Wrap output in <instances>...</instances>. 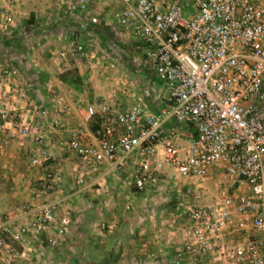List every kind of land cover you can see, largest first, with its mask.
<instances>
[{
  "label": "built area",
  "instance_id": "2783aa9c",
  "mask_svg": "<svg viewBox=\"0 0 264 264\" xmlns=\"http://www.w3.org/2000/svg\"><path fill=\"white\" fill-rule=\"evenodd\" d=\"M114 1L117 25L146 45L147 67L166 90L163 105L149 112L142 104L120 109L112 99L88 104L68 89V99L56 95L54 110L31 101L29 119L14 121L27 90L20 68L0 59V134L19 147L32 139L28 164L38 167L55 157L42 149L44 122L66 132L60 144L77 159V194L129 161L137 194L169 169L177 186L175 263L264 264V0ZM4 2L0 34L10 30L11 6L21 0ZM91 2L60 0V11L88 13ZM89 23H97L95 15ZM70 51L84 54V47L72 40ZM72 113L80 124L68 128L61 116ZM57 180L45 172L33 201L0 221V264H40L37 249L62 244L71 219Z\"/></svg>",
  "mask_w": 264,
  "mask_h": 264
},
{
  "label": "rangeland",
  "instance_id": "374dc122",
  "mask_svg": "<svg viewBox=\"0 0 264 264\" xmlns=\"http://www.w3.org/2000/svg\"><path fill=\"white\" fill-rule=\"evenodd\" d=\"M11 7L15 16L11 28L15 31L9 39L0 35V59L6 54L26 64L27 56L31 63L27 66H31L37 55L45 66L59 68L58 73L48 72L50 76L66 80L76 88L84 82L83 90L89 99L96 103L112 99L123 109L135 104L147 106L145 99L159 91L145 61L143 42L115 22L114 0L91 3L90 10L97 18L94 25L86 21L84 14L64 15L60 0H21ZM72 32L73 40L84 47V54L71 55ZM27 69L34 78L35 70ZM185 141L180 142L186 144ZM69 155L72 154L62 148L55 157L64 159ZM57 167L58 187L67 192L75 190V172L65 165ZM165 174L154 188L159 190L138 197H133L129 172L123 170L114 171L100 185L79 193L72 203V225L62 244L39 249L46 253L47 264H84V253L92 256L91 264H147L154 255L169 260L171 222L165 209L166 202L174 199L177 186L169 169Z\"/></svg>",
  "mask_w": 264,
  "mask_h": 264
},
{
  "label": "crops",
  "instance_id": "0c3cea01",
  "mask_svg": "<svg viewBox=\"0 0 264 264\" xmlns=\"http://www.w3.org/2000/svg\"><path fill=\"white\" fill-rule=\"evenodd\" d=\"M93 1L94 0H92V2ZM0 6H5L4 0H0ZM83 14L85 15V19L88 23H89V17L91 16V14L94 15V13L90 10V8H89L88 13H83ZM80 25H82V27H81V29H82L84 26L82 23ZM119 28H121V27L119 26ZM121 29L124 30L123 28H121ZM14 31L15 30L10 28V30L7 33L0 34V35H3L4 38L9 39V38L13 37ZM124 31L128 32L126 30H124ZM128 33L130 35H132L130 32H128ZM73 35H74V33L71 36L70 42L74 39ZM133 37H135V36H133ZM135 38L140 40L137 37H135ZM142 48H143L144 53H145L146 45L144 43H143ZM35 54H33V56H35ZM3 56H5L4 58H1V60L3 62L10 63V64L15 65V66L20 68L22 75H23V85H24L23 87H25V89L27 90L28 99L26 101H20L16 105L17 111L13 114L14 115V121L19 120V118H21L23 116L25 118L29 119L28 116H30V115L28 114V111L31 108V101H34V102L36 101L37 103H42V104H44V106L46 108H48V109L50 108V109L54 110L53 100L55 99L56 95L61 94L65 97V99H68L65 96L68 89H70L72 91L74 96L82 97L84 102H86L88 104L96 103L93 100L89 99V96L85 95V92H84L85 90H83V89L86 88V84L84 82L81 84V86L76 88L75 86L71 85V83L69 84V82H66V80L59 79V78L56 79L55 75H51L52 76L51 77L48 74V72L58 73V72H60L59 68L57 69L58 70L57 71L54 68H52V66H45L44 64L41 63V60L39 57H37V55L35 56V60H33L34 64L31 66H27V64L30 63V61L27 60V56H25V59H24L26 64L23 62L21 64L19 62H16L9 55L4 54ZM51 59H52L53 63H55V61H56L55 58L52 57ZM145 61H146V59H145ZM53 63H51V64L54 66ZM22 65H23V67H22ZM27 67H32L35 70L36 74L34 73L35 74L33 76L34 78H31L32 72L28 71ZM149 71H150V69H149ZM150 72L152 73V71H150ZM37 74H38V77H37ZM152 76L157 80V78L155 77L154 74ZM39 77H41V79H38ZM82 81H85V80H82ZM60 82L62 84H60ZM157 82H158L157 83L158 86L160 87L159 91L156 92L157 94L154 95V93L152 92L151 98L145 99L146 100L145 103L148 106V107L145 106V108L149 112H155L158 108H160L163 105V102L167 96L166 90H165L163 84L161 82H159L158 80H157ZM161 88H162V92H161ZM2 90H3V88L0 86V91H2ZM69 102H71V99L69 100ZM120 109H123V108L120 107ZM61 119L67 124L66 126L68 128H74L80 124V120L73 113L69 114V115L63 114L61 116ZM41 133L45 138V141L42 145V149L52 150L54 152V156H55L56 152L58 155V151H61V149L64 148L63 146H61L60 143L68 137L67 133L63 132V131H58L55 129L53 130V128H51V126H49V122H44ZM184 133L187 136V138H185V139H188L189 134L187 133V131ZM180 141L181 140H177V143L180 145H183V144H181ZM0 142L2 143V147L0 148V221H2L4 218L15 217L18 214V211H19L18 208L21 205L33 201L32 188L38 183V181L42 178V176L44 175L45 172L55 173V175L57 177L58 176L56 174L57 170H58L57 166L59 164L65 165V167L70 169L71 171L72 170L74 172L76 171L77 159L75 158V156H72L73 154L67 156L64 159L63 158L59 159L58 157H54L53 160L44 163L42 166L30 167L28 164L29 152L31 151L33 145H35L34 141L32 139L27 140L26 144L23 147H19L15 142L8 140V138L5 137L4 134H0ZM64 149H66V148H64ZM118 170L128 171L129 172V178L131 179V174H133V166L131 164V161H129L124 168H121ZM114 171H116V170H114ZM114 171H111L109 173L106 180L110 177V175ZM165 176H166V174H165ZM72 177H73V175H72ZM164 177L162 180H164ZM63 178H64V176H62V180H63ZM60 179L61 178L59 177V180ZM74 183H75V181H74ZM158 183L155 186H152L150 188L145 189L143 192H141L139 194L134 193L131 186H130V190H131L133 197H138V196L143 195L144 192H148V191L149 192H155L156 190H159V187L156 190H154V188L158 185ZM58 185H59V183H58ZM59 187H58V189L60 191V194L61 195L63 194L65 197L67 196V200L63 202L62 211L69 214V217L71 219V224H70V227H71L72 218H71L70 211L73 209L72 203L78 197L77 195L79 193L78 194L75 193L74 190H72L71 192H67L66 188L62 189ZM74 187H75V185H74ZM210 188H211V191L214 189L212 184H211ZM85 192H87V191H85ZM81 193H83V192H81ZM49 198L55 200L56 198H58V195L52 194L49 196ZM172 203H173V199L169 203L166 202L167 208L165 210H167V214H166L167 220L168 219L170 220V217H171L170 213H171ZM168 229H169L168 232H169L170 240L171 241L176 240L177 239L176 236H173V234H172V230H173L172 227L170 226V228H168ZM167 247H169L168 248V254L170 256L169 260L166 261L165 258L158 256V255H154V258L152 257V260H149L147 262V264H160V263H162V264H166V263L176 264L171 253H170L171 252L170 244ZM35 254L37 257V261L40 264H44V263L47 264V262L49 261L48 258L46 257L45 252L43 254L39 251V249H37ZM82 260L84 261V264H91L93 259L89 253H84L82 255Z\"/></svg>",
  "mask_w": 264,
  "mask_h": 264
}]
</instances>
